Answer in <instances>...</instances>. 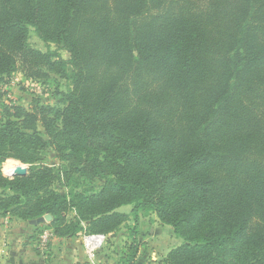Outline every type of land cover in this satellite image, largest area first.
<instances>
[{
  "label": "trees",
  "instance_id": "trees-1",
  "mask_svg": "<svg viewBox=\"0 0 264 264\" xmlns=\"http://www.w3.org/2000/svg\"><path fill=\"white\" fill-rule=\"evenodd\" d=\"M18 64L70 88L55 107L0 100V164L30 166L0 176V210L73 237L130 205L132 235L153 213L182 241L165 264H264V0H0V84ZM48 149L68 171L38 165Z\"/></svg>",
  "mask_w": 264,
  "mask_h": 264
},
{
  "label": "rangeland",
  "instance_id": "rangeland-1",
  "mask_svg": "<svg viewBox=\"0 0 264 264\" xmlns=\"http://www.w3.org/2000/svg\"><path fill=\"white\" fill-rule=\"evenodd\" d=\"M27 41L30 48L34 50L42 53H55L63 60L68 59L66 51L60 50L55 44L43 42L37 36L33 28H29ZM69 88V80L60 78L53 74H50L49 78L45 81L27 79L21 72L18 64L17 69L11 74L10 78L6 82L0 84V100L1 104H4L5 106H20L26 110H30L34 103H38L39 105H43L45 107H55L57 101L59 100L58 93H66ZM38 129L42 131L40 124H38ZM43 157L44 161L41 164H38L39 166L44 165L54 169L55 171H59L58 169H65L68 171L66 167L67 164L60 162L52 149H48L43 154ZM10 161L12 160H6L0 164V176L3 179L12 180L13 178L20 176L15 173H20L21 170L25 171V174L22 176H26L28 174L27 171H29L28 169L30 166L22 169L20 167H15L14 170H11L10 168L15 165H12L11 167L6 166V164L10 163ZM77 189L81 191L83 188L78 187ZM52 190L61 195H65L70 191V185H66L65 178L63 180L61 178L56 179L52 185ZM1 191L2 190H0V192ZM97 192L98 190H95L91 193ZM113 199L114 197L111 195L106 196L105 198H100L97 203L90 205V211H94L100 207L101 210H108L112 205ZM10 209H13V207L8 208V211L0 210V264H4L5 258L8 255L7 252L9 251L7 250L8 244L5 245V242L8 240L5 241L3 239L4 229H8L9 227L18 235L17 238L19 241L17 239L14 241L19 245V247L25 249L24 246L28 244L31 246L29 250L33 254L37 251H48L53 254L52 248H56V244L58 245L60 243L59 238H67L57 237L55 235L54 227L51 224L52 217L49 214H45L40 217L44 220L36 223L38 218L24 220L18 217L16 213ZM131 209L132 206L130 205L114 209L112 212L118 215L117 218L107 221L104 223L103 227L99 228L107 232L104 234L106 236V242L102 247L104 249L102 252V254L104 253L102 258L103 260L106 259L105 264H152L153 259L155 258L157 259V264H165L164 259L167 254L172 249L181 245L182 241L176 239L173 235L172 228L168 225L162 224L153 213H139V222L136 224L138 233L136 235H132L130 230L135 226V221L131 213ZM61 215L64 217L65 223L69 224L74 220L75 212L72 208H70L63 211ZM142 222L147 223V226L143 228ZM45 231H48L51 236H49L47 243L41 246L40 236L43 235ZM85 233L92 234L89 232ZM76 238H78V236ZM134 239H136L137 251L134 254L133 259L130 260L129 258L131 255L133 256L135 246ZM63 240L67 242V239ZM97 257L95 264H101ZM150 260L151 262H149Z\"/></svg>",
  "mask_w": 264,
  "mask_h": 264
},
{
  "label": "crops",
  "instance_id": "crops-1",
  "mask_svg": "<svg viewBox=\"0 0 264 264\" xmlns=\"http://www.w3.org/2000/svg\"><path fill=\"white\" fill-rule=\"evenodd\" d=\"M3 239L5 245L8 244L7 256L5 258L4 264H95L96 257L100 260L101 264H105L106 259L103 260L102 252L104 249L102 247L97 250L94 258L88 256L87 251L83 245V238L85 231L80 232L76 235L78 238L67 237V238H59V244H56V248L53 247L51 252H40L37 251L35 254L30 252L31 246L26 244L24 248L19 247V245L14 241L18 240L17 234L10 227L8 229H4ZM14 233V234H13ZM104 235V234H103ZM63 239H67L65 242ZM13 240V241H9ZM1 242V241H0ZM65 242V243H64ZM12 243V244H11ZM6 251V249H5ZM99 251V253H98ZM152 260V259H151ZM151 260L149 262H151ZM157 259H153L152 264H157ZM151 264V263H150Z\"/></svg>",
  "mask_w": 264,
  "mask_h": 264
},
{
  "label": "built area",
  "instance_id": "built-area-1",
  "mask_svg": "<svg viewBox=\"0 0 264 264\" xmlns=\"http://www.w3.org/2000/svg\"><path fill=\"white\" fill-rule=\"evenodd\" d=\"M84 234L83 245L87 251L89 257L94 258L97 250H99L102 245L106 242V236L103 234ZM49 236L48 231H45L43 235L40 236L41 246L47 243Z\"/></svg>",
  "mask_w": 264,
  "mask_h": 264
},
{
  "label": "clouds",
  "instance_id": "clouds-1",
  "mask_svg": "<svg viewBox=\"0 0 264 264\" xmlns=\"http://www.w3.org/2000/svg\"><path fill=\"white\" fill-rule=\"evenodd\" d=\"M12 165H19L22 168H27L29 166L28 164L22 163L19 160H12V161H10L9 167H11Z\"/></svg>",
  "mask_w": 264,
  "mask_h": 264
},
{
  "label": "water",
  "instance_id": "water-1",
  "mask_svg": "<svg viewBox=\"0 0 264 264\" xmlns=\"http://www.w3.org/2000/svg\"><path fill=\"white\" fill-rule=\"evenodd\" d=\"M24 172H25V171L22 170L18 175L22 176V175L25 174ZM42 220H44V219H43V218H38V219L36 220V223L42 222Z\"/></svg>",
  "mask_w": 264,
  "mask_h": 264
},
{
  "label": "bare ground",
  "instance_id": "bare-ground-1",
  "mask_svg": "<svg viewBox=\"0 0 264 264\" xmlns=\"http://www.w3.org/2000/svg\"><path fill=\"white\" fill-rule=\"evenodd\" d=\"M15 166H16V165H15ZM15 166H13V167H15ZM18 166H19V165H18ZM13 167H12V168H13ZM19 167H20V166H19ZM20 168L22 169V167H20ZM10 169H11V168H10ZM21 171H22V170H21ZM15 174H19V173H18V172H16Z\"/></svg>",
  "mask_w": 264,
  "mask_h": 264
}]
</instances>
